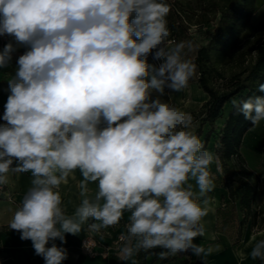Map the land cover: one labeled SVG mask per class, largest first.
I'll return each instance as SVG.
<instances>
[{"label":"clouds","instance_id":"clouds-1","mask_svg":"<svg viewBox=\"0 0 264 264\" xmlns=\"http://www.w3.org/2000/svg\"><path fill=\"white\" fill-rule=\"evenodd\" d=\"M168 12L164 0H0V36L27 48L8 80L0 186L10 173H31L8 226L45 264L68 257L56 239L66 243L65 234L77 235L90 219L88 229L98 233L125 210L123 261L159 248L160 260L190 251L206 264L214 251L194 238L206 235L202 218L216 186L210 165L219 157L190 130L192 116L161 99L166 89L186 88L195 70L184 58L190 43L167 47ZM15 50L4 46L0 68ZM149 53L159 66L147 62ZM231 103L253 126L264 121V96ZM77 169L82 199L69 216L60 187ZM250 256L264 262V239Z\"/></svg>","mask_w":264,"mask_h":264},{"label":"rangeland","instance_id":"rangeland-1","mask_svg":"<svg viewBox=\"0 0 264 264\" xmlns=\"http://www.w3.org/2000/svg\"><path fill=\"white\" fill-rule=\"evenodd\" d=\"M167 1L170 4H174L175 10L180 14L181 23L187 26L184 36L175 35L174 44L179 42L191 44L190 48L186 47L184 49L186 52L184 58L195 66L193 74L197 80L199 75L198 66L192 58V54L197 51L199 46L204 45L201 42L207 39L214 31L219 17L217 6H214V4L217 3L220 6L223 1L166 0L164 3L167 4ZM207 18L211 19L210 25L212 24V27L203 26L204 24L202 23ZM249 22H251V17ZM172 37L169 36V39ZM263 37L264 11H260L253 16L251 26L247 28L246 32L245 29L242 31L236 46L226 53L223 62H220L216 56L212 55L211 62L208 64V69L211 70L209 82L215 88L222 89L237 74L241 73L240 76L242 77L256 56V50L251 47L255 46L257 39ZM154 52L155 49L153 50ZM154 61L157 64V60ZM159 62L161 63L162 61ZM216 72L221 73L222 77L215 76ZM237 97L236 95L233 98L237 99ZM223 124L224 122L219 124L218 121L212 125V136L209 139V144L212 143L214 149L221 147L220 135ZM209 127L210 125L207 124V130ZM250 139L252 140L251 143H249ZM239 149L244 159L243 162H240L235 155L229 158H221L216 155L219 157V165L216 164V168L211 173L214 179L219 180L221 186V189L217 190L220 197L215 194L217 198L214 201L216 206L213 227L218 234L215 232L214 235L208 236L207 243L226 241L227 251L223 252V255H226L229 260L240 250L242 243L246 240L245 242H248L249 245L242 248L243 256L239 257L235 264H264L259 258L252 259L250 256L255 243L260 239H264V121H261L257 126L251 127L243 135ZM243 167L254 174L243 171ZM244 183L252 186V198L247 208L243 207L239 202ZM253 236H255V240H252ZM196 260L194 259V262Z\"/></svg>","mask_w":264,"mask_h":264},{"label":"crops","instance_id":"crops-1","mask_svg":"<svg viewBox=\"0 0 264 264\" xmlns=\"http://www.w3.org/2000/svg\"><path fill=\"white\" fill-rule=\"evenodd\" d=\"M260 11H264V0H254V11L251 16V22L253 16H255ZM251 22H249V24L246 26L245 32L247 28L251 26ZM202 24H204V27L207 26V28L212 27V24L210 25V22H203ZM209 37L207 39H204L201 43L205 44ZM9 42L13 43L16 50L12 53V59L9 65L5 68H0V109L4 107L7 102L8 95L10 94L8 91V80L15 76L18 67L17 60L20 55H23L24 52L27 51V48L23 46H17L14 38L8 35L0 36V51H2L4 46ZM173 44L174 43L168 42L167 47H175V44ZM185 55L186 52L184 51V56ZM195 55L196 52H193V59ZM147 62L150 65L157 66L153 59L152 53L148 54ZM165 91L166 95L161 97V99L179 108L180 110L189 113L192 116V126L190 130L194 133L200 123V112L202 109V105L208 99L207 92H205L199 86L197 80L194 78V74L190 78L188 86L180 92H173L168 95L167 93H169L170 90L166 89ZM157 95L158 94L154 92L151 98L155 99ZM226 115L227 113L219 118V120H221L219 121V124L223 122ZM206 132L207 123H204L202 126V133L198 136L201 141H203ZM209 143L210 142H208L205 149L216 155L215 149L212 147V143ZM13 166H15V163ZM215 168L216 163L213 162L210 165V171L214 170ZM32 178L33 177L30 172L20 174L10 173L9 183L0 187V264H45L44 259L41 256L35 254L32 242L30 240H21L20 233L16 230L10 229L8 226L14 212L21 204L24 195L31 187ZM82 179L83 177L79 169H77L74 171V173L69 175L66 184H61L60 192L62 196V202L63 206L65 207L66 214L69 216L74 214L75 209L81 203L82 197L80 196L78 183ZM214 180L216 186L214 190L208 194L211 197L210 211L207 216L202 218V222H204L206 228V235L204 237L194 238V243L202 244L205 248H208L209 246L214 247V251L212 252V254L206 257V264H235L238 258L242 256H239L236 253L231 257V259L228 260L226 255H223V252L227 251L226 241H222L220 243H207L208 236L214 235L216 232L213 227L216 206L214 201L217 198L215 194L220 197V195L218 194L219 191L217 192V190L221 189L219 180ZM190 182L193 183L195 187V181ZM89 189V198H94L97 191V183H90ZM130 215L131 213L125 210L118 224L103 229V234L97 237L98 245L96 249L98 253L95 256H88L80 250L81 241L83 237L88 233L87 223L82 226L81 232L77 235L66 233V243H62L59 239H56L54 243L58 247L65 248L68 253L67 259L64 260L62 264H133L135 261V256L128 261H123L120 259V249L123 242L118 239V236L127 233L126 225L129 223ZM216 234L218 233L216 232ZM245 241L242 243L240 249L247 245ZM51 244L52 242H50L47 246L50 247ZM217 245L218 247H216ZM242 250H239V252H241ZM157 253L159 252L148 253L145 256L144 264H193L194 259L202 260L201 258L192 254L190 251L187 253H179L175 256H170L164 260H160L157 256Z\"/></svg>","mask_w":264,"mask_h":264},{"label":"trees","instance_id":"trees-1","mask_svg":"<svg viewBox=\"0 0 264 264\" xmlns=\"http://www.w3.org/2000/svg\"><path fill=\"white\" fill-rule=\"evenodd\" d=\"M222 1L223 4L220 6L217 3L214 4V6H217L219 13L215 29L210 34L207 42L199 46L194 57L199 72L197 82L208 94V99L203 103L200 112L199 126L194 131V134L197 136L201 135L204 123L210 125L202 141L205 148L212 136V125L214 122H217L218 118L223 116L222 111L225 104H229V110L221 128V147L215 149V153L221 158H229L235 155L239 158L240 162H243L244 159L239 149L240 142L244 133L253 125L249 120L244 118L243 114L238 113L237 109L232 106L231 101L236 95L238 96L237 100H245L258 95L264 96V93L258 91L259 84L264 83V37L257 39L255 46L251 47L253 50H256V56L249 69L244 70L246 73L242 77L240 76L241 73L237 74L222 89L215 88L209 82L211 70L208 69V64L211 62L212 55L216 56L220 62L225 60L226 53L236 46L240 34L249 24L250 17L254 11V0ZM167 4L169 12L166 20L170 36H173L172 38H175V35L184 36L187 26L181 23L180 14L175 10L174 4H170L169 1H167ZM210 21L211 19L208 18L204 20L205 23H209ZM215 76L222 77L219 72H216ZM242 170L254 174L244 167ZM241 192L242 195L239 202L243 207L247 208L252 198V186L244 183ZM161 250L159 248L148 251L141 250L135 255L133 264H144L145 256L148 253L160 252ZM193 264H203V261L197 259Z\"/></svg>","mask_w":264,"mask_h":264},{"label":"built area","instance_id":"built-area-1","mask_svg":"<svg viewBox=\"0 0 264 264\" xmlns=\"http://www.w3.org/2000/svg\"><path fill=\"white\" fill-rule=\"evenodd\" d=\"M169 43H174L175 42V38H171L168 40ZM160 62L157 60V66H159ZM4 111H5V108H1L0 109V125L2 124H5L6 122L3 121L2 117H3V114H4ZM1 187V186H0ZM90 223H93V220H89L87 222V230H88V233L87 235H85L81 241V244H80V250L88 255V256H94L98 253L96 247L98 245V240H97V237L102 235L103 234V229L100 231V232H93V231H90L88 229V224ZM120 236H118V239L120 240Z\"/></svg>","mask_w":264,"mask_h":264},{"label":"bare ground","instance_id":"bare-ground-1","mask_svg":"<svg viewBox=\"0 0 264 264\" xmlns=\"http://www.w3.org/2000/svg\"><path fill=\"white\" fill-rule=\"evenodd\" d=\"M228 109H229V105H228V104H225V106H224V108H223V111H222V115H225V114L227 113ZM217 121H221V120L217 119ZM255 140H256V139H255ZM245 142H247V141H245ZM249 142L251 143V139L249 140ZM249 240H251V239H249ZM249 243H250V241H249ZM247 245H248V242H247ZM240 250H242V249H240ZM241 252H242V251H241ZM241 261H242V260H241Z\"/></svg>","mask_w":264,"mask_h":264}]
</instances>
